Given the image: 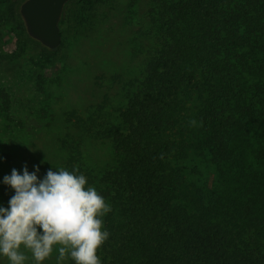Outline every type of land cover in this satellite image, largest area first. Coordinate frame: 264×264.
<instances>
[{
  "label": "trees",
  "instance_id": "trees-1",
  "mask_svg": "<svg viewBox=\"0 0 264 264\" xmlns=\"http://www.w3.org/2000/svg\"><path fill=\"white\" fill-rule=\"evenodd\" d=\"M24 1L21 36L57 52L72 0L54 49L28 34ZM92 3L93 24L122 10ZM141 22L151 42L127 104L100 121L71 110L59 137L62 167L78 166L112 206L102 264H264V0H147ZM8 104L0 85V110ZM85 138L108 140L113 161L88 164ZM192 146L218 172L209 197L188 191L178 164Z\"/></svg>",
  "mask_w": 264,
  "mask_h": 264
},
{
  "label": "rangeland",
  "instance_id": "rangeland-1",
  "mask_svg": "<svg viewBox=\"0 0 264 264\" xmlns=\"http://www.w3.org/2000/svg\"><path fill=\"white\" fill-rule=\"evenodd\" d=\"M113 1L122 10L95 24L93 0L70 1L63 18V42L52 53L21 36L18 0H0V85L9 95L8 108L0 110V206L8 207L15 194L3 182L14 168L22 174L25 165L30 172L39 165L37 175L43 179L49 169L62 167L59 137L68 128L67 112L75 110L83 118L92 115L100 121L104 115L99 112L117 114L127 104V88L140 74L151 42L139 31L147 0ZM195 106L190 104L189 120L195 119ZM187 128L185 137L190 140L196 121ZM82 150L95 167L114 158L105 139L85 138ZM178 164L190 193L209 197L222 187L210 156L196 147H190ZM0 264H8L7 259L0 257ZM44 264H56V254Z\"/></svg>",
  "mask_w": 264,
  "mask_h": 264
},
{
  "label": "clouds",
  "instance_id": "clouds-1",
  "mask_svg": "<svg viewBox=\"0 0 264 264\" xmlns=\"http://www.w3.org/2000/svg\"><path fill=\"white\" fill-rule=\"evenodd\" d=\"M195 124V121L191 122ZM49 169L41 179L25 165L3 182L15 190L0 206V257L8 264H102L100 249L110 237L105 217L112 206L78 166Z\"/></svg>",
  "mask_w": 264,
  "mask_h": 264
},
{
  "label": "water",
  "instance_id": "water-1",
  "mask_svg": "<svg viewBox=\"0 0 264 264\" xmlns=\"http://www.w3.org/2000/svg\"><path fill=\"white\" fill-rule=\"evenodd\" d=\"M69 0H25L20 6L28 34L48 48L62 42L59 25L65 4Z\"/></svg>",
  "mask_w": 264,
  "mask_h": 264
}]
</instances>
